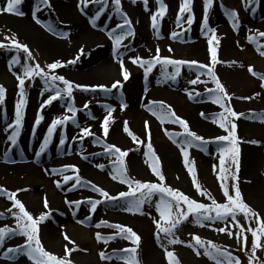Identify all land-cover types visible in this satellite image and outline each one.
Returning a JSON list of instances; mask_svg holds the SVG:
<instances>
[{"label": "rangeland", "instance_id": "1", "mask_svg": "<svg viewBox=\"0 0 264 264\" xmlns=\"http://www.w3.org/2000/svg\"><path fill=\"white\" fill-rule=\"evenodd\" d=\"M24 1L26 0H22L21 4ZM29 1H31L34 8L39 7L40 12L45 10L41 0ZM163 2L167 6V12L162 19L158 17L159 29L157 31L153 29L151 22L152 14L156 13L159 8L157 0H147V5L144 0H135V2L133 0H121L122 11L132 21L134 36L127 37L123 41L127 48L121 47L118 49L121 55L116 56L117 60L99 69L92 80L82 79L73 74V67L84 66L82 61L86 63L85 57L89 56L86 55L85 51L81 52L83 49H76L75 47L65 58L59 60L65 63L66 66L56 69L55 74L63 75L75 84L111 87L113 82L120 80L122 87L113 89L111 93H104L99 90L95 92L74 90L73 102L78 109L76 123L69 121L66 125L58 126L52 139L55 140L57 146L77 144L79 149L82 150L84 144H80L82 140L79 139L82 134L81 129L85 127L90 129L89 121L91 120L89 119L93 118L84 111L85 108L81 105V100L86 101L91 110L95 109L98 104L102 105L103 116L107 115L104 105H109L113 109V122L109 126V133L113 130L116 136H120L121 145L119 148L129 153L125 158L129 177L141 181L159 182L151 171V157L145 156L150 133V142L155 154L159 157L165 175L164 183L173 189L184 192L199 202L211 204V200L198 194L192 184V177L184 165V157L179 144L183 137L176 135L170 138L168 135L169 133H183V128L179 124L162 123L156 116L152 115L149 109L152 108L153 101H163L166 105L171 106L176 115L188 122L192 131L205 139L212 140L217 136L226 135L227 133L213 122L216 114L222 111L207 92V89L214 88L215 85L204 74L206 70H198L195 67L190 69L186 65L181 67V74L174 81L165 79L160 65L154 67L145 76L144 68L139 64H134L131 59L137 56L143 59H151L155 55L156 49L159 48L162 57L186 61L194 60L201 64L210 63L208 41L211 33L206 35V29L203 27L204 0H193L194 22L188 25L186 23L188 14L185 13L179 26L177 24V14L181 0H163ZM102 6L105 11L100 18H108V24L113 29L116 28L117 24L122 23L123 17L115 12L112 0H106V3L102 4L90 3L86 7L82 5L80 13L87 15L88 23H90L95 13ZM226 10H234L239 14L238 28L233 27L232 21L226 15ZM6 17L17 19L15 14H6ZM4 18V14H0V42L8 44L10 38L15 36L21 43L29 47L33 57L30 63L33 65L38 63L46 71L47 64L58 60L56 53L46 50L40 43L7 23ZM43 23L46 31L49 32L59 28L52 19ZM96 24L95 22V27L92 25L94 29L98 27ZM49 26L53 30H49ZM208 27L215 29V34L220 41L217 47L218 59L221 62L215 65L214 71L232 97L231 101H226V104H230L236 112L244 114L235 121L238 125L237 132L241 140L240 187L245 202L260 213L261 219H264V87L261 86L264 81L248 71L249 66H252L254 71L264 74V56H260L257 49L258 44L264 45V37L259 36V32H264V0H252L251 3L248 0H214L213 5L208 10ZM119 31L117 29V34H119ZM173 32L180 33L179 37L173 39L171 36ZM252 36L256 37L254 42L249 39ZM169 48L172 49L171 52L168 51ZM17 55L23 64L24 53H18L11 48H0V85H3L6 89L4 104L0 105V127L4 129L8 123L14 120L15 105L20 98L16 75L22 74V67L21 65H10L13 56ZM77 57L79 58L77 59ZM74 59H76V63H67ZM121 59L130 73V78L127 81H124L121 75L119 63ZM233 61L235 63H232ZM172 71V66H167V72L171 74ZM197 77L201 82L191 84L190 81L197 79ZM159 84L168 90L163 92L158 86ZM132 86H135V90L130 92L129 89ZM25 87L27 103L24 109L21 132L24 130L27 133H37L40 139L43 140L53 119L71 114L67 112L66 103L60 100L54 101L51 105L41 109L43 101L52 93L44 92L41 95L44 86L43 81L39 78L34 81H26ZM189 93L192 94L191 99ZM243 97H251V99H242ZM121 104H126L127 107L121 108ZM80 113H82L81 116ZM139 113L143 115L140 116ZM201 113L204 115L202 116ZM38 114L43 115L44 119L36 126L35 120ZM146 121L148 122L147 129L145 128ZM125 122H127L132 135L137 138L135 141L132 136L124 131ZM10 133L11 129L7 131L6 135H10ZM109 133L105 138H109ZM61 134L65 136L64 145L59 143ZM73 136V140L68 143V140ZM90 137L92 136H85L83 140L90 139ZM173 139L176 140V143L173 142ZM252 140L257 141V143H250ZM216 149L217 144L210 143L207 151L193 145L188 148V152L189 159L195 162L198 182L203 189L211 193L212 197L222 203L224 197L220 188L221 181L217 178L219 154ZM47 153L48 151L45 150L44 153L38 156L39 163L50 164L53 158L48 156ZM11 155H15L18 162H24L18 150L13 149ZM70 156L67 159L61 157V160L57 162L67 166V176L70 177L65 183L69 187L67 199L62 201L49 200L46 209L44 204L40 206L31 202L28 203L22 196H17L34 217L46 213V210L49 211V209H55L57 211L56 215L59 217L61 215L62 223L58 227L56 237L52 234H45L43 224L40 225V239L47 251L63 256L65 245L70 248L73 247L63 238L64 234H67L75 242L77 249L72 252L70 257L73 264H125L123 258L118 257H121L123 249L132 247L130 241L118 236L107 243L96 239L97 232L104 237L113 235L116 232V229L108 227L107 224H119L131 227L140 235L141 244L138 249L140 264H168L165 249L174 251L181 264H215V261L203 255V248L199 249L201 255L197 256L195 250L188 246L189 243H194L192 237L197 235L204 241H212L227 249L234 257L239 259L240 264H249V257L252 255L251 244L253 238L251 233H246L247 243L242 248L235 235L229 237L226 233L218 231L219 228L228 226L226 222H206L205 226H200L194 222L192 217H189L174 232L175 238L183 243L168 244L163 233L160 234L158 240L156 225L153 223L154 220L159 219V214L155 208V204L159 199L158 195L153 196L150 202L145 203L140 212L125 211L126 204L124 200L105 201L97 205L95 212H91V204L87 201L103 200V197L94 191L91 185L102 188L112 196H118L119 192L127 191L128 186L113 180L111 176L107 177L103 173H99L97 176H94V174H80V172L75 171L76 162ZM105 158L108 159V165L111 166L110 171L113 172L112 161L115 160V157L108 155ZM214 165L217 166L216 170H214ZM77 175L80 177V182L76 180ZM104 175L105 178L109 179L108 181L104 179ZM109 181L116 182L119 188L115 189ZM227 182L231 189L233 182L230 177ZM0 187L8 192L11 184L0 179ZM252 188L255 190L252 191ZM74 202H80L79 206L77 207ZM12 203L6 194H0V214H2L0 215V223L3 224V227H16V219L12 212L18 210L12 208ZM10 208H12V212L8 211ZM238 220L246 229L249 224L251 228L252 225H255L256 228L258 226L254 220H246L243 214L238 215ZM102 221L107 222V224H101ZM97 224H101V226L96 227ZM231 230L233 233L237 231L234 227ZM261 241H264V237ZM9 242H12V245L8 248H16L24 245L25 238L19 235L12 236L5 241L6 244ZM1 251L3 252L0 256V264H16L18 255L10 253L6 256L7 250ZM102 251L111 256L112 259H101L99 253ZM259 253L264 257V248H258L255 257ZM253 264H255L254 261Z\"/></svg>", "mask_w": 264, "mask_h": 264}, {"label": "snow or ice", "instance_id": "2", "mask_svg": "<svg viewBox=\"0 0 264 264\" xmlns=\"http://www.w3.org/2000/svg\"><path fill=\"white\" fill-rule=\"evenodd\" d=\"M135 2V0H133ZM214 0H204V16H203V27L206 29L205 34L211 33V37L208 41L209 43V52H210V63L201 64L198 61H186L181 59H172L170 57H162L160 55L159 48L156 49L155 55L151 59H143L141 57H133L132 62L134 64H139L144 68V74L147 76L154 67L157 65L161 66L162 73L165 79L176 80L181 74V67L187 66L188 68L195 67L198 70H206L204 74L209 77L211 82L215 85L214 88L207 89V92L213 97V102L220 106L222 109L221 112L217 113L214 119V123L218 124V127L223 129L227 134L220 135L215 137L212 140L205 139L203 136L198 135L196 132L192 131L189 127L187 121L182 119L180 116L176 115L175 111L171 108L170 105H166L163 101H153L152 108L149 110L152 112L153 116H156L162 123L170 122L173 124H179L183 128V133H169L170 138L175 137L176 135H181L183 138L180 140L179 144L181 147V152L184 157V165L188 170V173L192 177V184L198 194L202 197H207L211 200V204H206L197 201L196 199L191 198L189 195L184 192L173 189L170 186H167L165 181V175L163 174L162 167L160 164L159 157L155 154V151L150 142V133H149V142L147 144V151L145 156L151 157V171L158 178L159 182H148L134 179L128 176L126 160L128 156V151L121 150V148L106 144L105 150L111 156L115 157V160L112 161L113 172L111 178L113 180L119 181L121 184L128 186L127 191L119 192L118 196L109 195V193L102 188L97 187L96 185H91L92 189L98 192L103 200H89L88 203L91 204V212H95L97 205L105 201H117L124 200L126 207L125 211L128 212H140L143 205L147 202H150L152 197L155 195L159 196L158 201L155 204L157 213L159 214V219L154 220L153 223L156 225L157 229V239H160V234L163 233L165 239H167L168 244L176 245L183 243L181 240L175 238L174 232L181 225L182 222L187 221L189 217L194 219V222L200 226H205L207 223H212L216 221L226 222L228 226L221 227L218 229L221 233H226L229 237L236 236L238 243L241 244L243 248L247 243V232L251 233L252 244H251V253L249 257V264H253L255 258V253L258 248H264V244L261 243L262 237H264V219H261L260 213L255 211L248 203L245 202L243 196L239 173L241 169V140L238 136L236 120L243 116V113L236 112L230 104H226V101H231L232 97L226 91L225 86L221 83L219 77L216 75L214 68L215 65L221 61L218 59V45L220 43L219 39L215 34V29L208 27V10L213 5ZM249 3L252 0H248ZM22 0H7L6 5L0 7V14H15L17 16H23L24 13L20 11L19 5H21ZM41 3L46 7H51L50 0H41ZM90 3H106V0H80V4L85 7ZM144 3L147 5V0H144ZM159 8L156 13L152 14L151 22L153 29L158 31L159 29V19H162L167 12V6L164 4L163 0H157ZM192 3L193 0H181L179 5V12L177 14V24L180 25L181 20L184 17V14L187 13L188 25H191L194 22V14L192 13ZM112 5L115 9V12L123 17L122 23L117 24L116 28L112 29L109 33V36L113 39V48L114 54L119 57L121 53L118 51L121 47L127 48V45L123 44V41L127 37L134 36V30L132 27V21L127 16L126 13L122 11L121 0H112ZM36 11H40V8L37 7ZM105 11V8L102 6L92 18L91 23L95 27V22L100 18L101 14ZM226 15L229 16L232 21L234 28L239 27L238 13L234 10H226ZM36 23H40V20L36 18L35 12L33 13ZM117 29H119V34H117ZM49 30H53L49 26ZM180 33L173 32L171 36L173 39L178 38ZM260 37H264V32H259ZM251 42H254L256 37H249ZM0 48H11L16 50L18 53L22 52L25 54L24 62L21 63L19 56H13L10 65L16 66L21 65L22 74L16 75L18 81L19 89V99L15 105L14 120L11 123H8L5 131L11 129L10 135L7 139L11 142L12 146H15L18 141V137L21 134V128L24 119V109L27 103L26 96V81H34L36 78H39L43 81V90L41 95L44 92H51L52 94L48 95L47 99L41 104V109L45 106L51 105L54 101L60 100L64 101L67 105V112L71 115H64L60 118H55L51 121V124L48 126L47 135L44 137L43 142L40 144L39 151L36 152V156H40L48 148L49 143L52 140L53 134L56 131L58 126L66 125L69 121L76 123V113L78 109L74 106V90L79 89L82 91H101L104 93H111L113 89H119L122 87L121 81L116 80L111 84V87L105 85H96V86H84L80 84H75L69 79H66L63 75L55 74L56 69H61L66 66L65 63L57 60L55 62L49 63L46 65L47 71L45 68H42L38 63L32 64L30 61L33 59L32 53L29 47L21 43L15 36L10 38L8 44L0 42ZM260 56H264V45L258 44L257 46ZM83 50H81L82 52ZM169 52L172 51L171 48L168 49ZM79 57H77L78 59ZM68 64L76 63V59L68 61ZM120 69L121 75L124 81H127L130 78V73L124 66V62L120 60ZM232 63H235L233 61ZM172 66L173 71L171 74L167 72V66ZM248 71L253 76H258L259 79L264 81V74L257 73L254 71L252 66H249ZM59 82V83H58ZM199 77L190 81L191 84L200 83ZM62 85V86H61ZM264 87V84L261 85ZM6 97V89L3 85H0V105L4 104ZM189 98H192V94L189 93ZM242 99H251V97H243ZM107 110V115L104 116L103 122L101 124L103 135L107 137L109 133V126L112 121V112L113 109L109 105H104ZM127 107L126 104H121V108ZM84 108H88V104L85 103ZM203 116L204 114L201 113ZM44 119L43 115L38 114L35 120V125L38 126ZM145 128H148V122H145ZM124 131L132 136V139L135 141L137 138L132 135L130 132L127 122L124 124ZM81 136L79 139L83 140L85 136H93L94 133L87 127L81 129ZM98 142V141H97ZM173 142L176 143V140L173 139ZM60 145L65 144V136L61 134ZM210 143L217 144V153L219 159V171L217 178L221 181L220 188L224 197V202H218L211 193L203 189L201 184L197 179V171L195 167V162L189 159L188 148L193 145L200 147L202 150L207 151V147ZM250 143L256 144L257 141L252 140ZM100 167H103L102 165ZM214 165V170H216ZM78 172V169H75ZM229 177L232 180L231 189L228 185ZM70 177L65 176L64 180H67ZM77 182H80L79 175L76 176ZM57 187H60L59 182H57ZM0 194H6L8 199L12 201V208L17 209L18 211L12 212V208L8 209L9 212H12V215L16 219L15 228H0V245H3L6 239L11 238L12 236H22L25 238V243L22 246L16 248H8L5 255L16 254V255H26L27 259L31 261V264H73L71 254L73 251L77 250L75 247V242L70 239L67 234H64L63 238L65 241H68L69 244L73 247H68L65 245L64 255L58 256L50 251H47L42 244L40 239V225L49 218L47 213H42L39 216L34 217L25 207L24 203L17 198V192H7L6 189L0 187ZM76 203L77 207L80 202ZM44 207L48 208L47 198L44 199ZM243 214L246 220H254L258 225L257 228L253 229L248 227L247 229L244 225L239 223L238 215ZM2 215V214H0ZM82 223V222H81ZM101 224H107V222L102 221ZM101 224H97L96 227H100ZM108 227L116 229V232L113 235L104 237L99 232L96 233V239L98 241L103 240L105 243L115 239L117 236L128 240L131 242L132 247L122 250L121 257L125 261V264H140L138 259V249L141 244V237L136 231L131 227L119 224H107ZM234 227L237 229L235 233L231 230ZM192 240L194 243H189V247L195 250L197 256L201 255L199 251L200 248H203V255L209 257L211 260L215 261V264H240L238 258L234 257L231 252L227 249L222 248L221 246L215 244L212 241H204L201 237L193 236ZM101 259H112L111 256H108L105 252L99 253ZM165 255L167 258L168 264H181L178 256L174 251L165 249ZM256 264H259L257 261Z\"/></svg>", "mask_w": 264, "mask_h": 264}, {"label": "bare ground", "instance_id": "3", "mask_svg": "<svg viewBox=\"0 0 264 264\" xmlns=\"http://www.w3.org/2000/svg\"><path fill=\"white\" fill-rule=\"evenodd\" d=\"M6 2L7 0H0V7L5 6ZM50 4L51 7L44 5L45 10L43 12H37L31 1L26 0L19 5L20 11L24 13L23 16H17V19H13L6 17V14H4V19L24 35L40 43L46 50L56 53L58 60L65 58L75 47L76 49H83L86 55H89L85 57L86 63L82 61L84 66L73 67V74L82 79L92 80L99 69L117 60L114 54L113 42L109 36L113 27L108 24V18L97 19L96 25L98 27L94 29L92 23H88V16L80 13V7L82 6L80 0H50ZM34 12L40 23H36V19L33 17ZM49 19L54 20L59 27L53 32L46 31L43 23ZM158 86L163 92L168 90L161 84ZM129 90L130 92L134 91L135 86H132ZM85 103L87 102L81 100L82 106ZM90 110V107H88L84 111L93 118L89 119L91 120L89 125L94 135L90 139L80 142V144H84L82 150L79 149L77 144L57 146L55 140L52 139L46 149L48 151L47 155L53 158L49 165L39 163V158L36 156V152L39 151L40 144L43 142L37 133H27L22 130L17 144L12 146L7 139V131L0 127V179L10 182L11 188L8 192H17V196H22L28 203L31 202L40 206L44 204L45 198H47V201L67 199L69 187L66 186L65 183L67 182L64 180V177L67 176V166L57 162L61 160V157L67 159L70 155L76 162L75 169H78L80 174H94V176H97L99 173H103L110 177L112 174L110 171L111 166L108 165V159L105 158L110 154L106 152L105 145L111 144L119 147L121 137L116 136L113 130L109 133V138L103 136L101 127L104 118L102 105L98 104L95 109ZM81 115L82 113H80ZM139 115L143 114L139 113ZM73 138L74 136L68 140V143ZM13 149L19 151V155L24 162H18L15 159L16 156L11 155ZM101 165L103 167H100ZM105 175L104 179L108 181L109 179L105 178ZM57 182L61 183L60 187H57ZM109 183L115 189L119 188L116 182L109 181ZM251 190L255 189L252 188ZM46 213L49 218L42 223L44 233L56 237L58 227L62 223L61 215L60 217L57 216L55 209L46 210ZM2 227L3 224L0 223V228ZM11 245L12 242L0 245V250H7L6 248ZM2 252H0V256ZM16 264H31V261L27 259L26 255L20 254L17 256Z\"/></svg>", "mask_w": 264, "mask_h": 264}, {"label": "trees", "instance_id": "4", "mask_svg": "<svg viewBox=\"0 0 264 264\" xmlns=\"http://www.w3.org/2000/svg\"><path fill=\"white\" fill-rule=\"evenodd\" d=\"M251 221H252V220H251ZM249 227H251L250 224H249ZM252 228L255 229L256 226H255V225H252ZM261 242H262V244H264V241H261ZM255 258H256V259L254 260V263H255V264H256L257 261L259 262V264H264V257L261 256L260 253L257 254V256H256Z\"/></svg>", "mask_w": 264, "mask_h": 264}]
</instances>
